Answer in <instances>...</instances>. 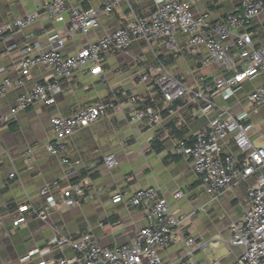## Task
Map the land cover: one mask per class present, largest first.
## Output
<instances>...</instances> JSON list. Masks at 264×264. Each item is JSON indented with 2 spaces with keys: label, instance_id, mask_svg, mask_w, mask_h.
<instances>
[{
  "label": "crops",
  "instance_id": "crops-1",
  "mask_svg": "<svg viewBox=\"0 0 264 264\" xmlns=\"http://www.w3.org/2000/svg\"><path fill=\"white\" fill-rule=\"evenodd\" d=\"M49 1L0 0L1 25H11L18 18L38 14L28 26L0 38V68L3 69L0 81L8 78L15 82L21 77L16 64L25 44L37 43V53L45 52L49 49L48 34L66 35V23L40 11ZM190 1L193 12L207 15L210 22L241 9V0ZM101 4L102 0L74 1V5L82 8H98ZM150 6L151 0H130L128 4L118 1L111 14L100 16L97 30L87 36L77 34L67 39L61 53L74 54L87 43L131 21V12L147 15ZM246 31L251 34L254 47L264 46V14L252 19ZM187 39L181 34L176 37L179 46ZM206 57L203 47L196 54L181 55L159 44L137 39L126 53L106 56L101 75L76 71L71 80L63 82V90L54 96L51 106L37 103L13 114L19 95L36 84L54 80L53 71L42 66L32 68L23 86L12 88L1 98L0 116L9 115L11 120L0 129V263L38 264L49 259L72 258L74 252L70 248H46L47 241L59 234L88 232L101 248L129 244L146 225L142 209L131 206L129 199L139 190L155 188L180 220L184 235L194 239L196 264H233L242 250L228 244L230 225L247 210L246 188L254 183L255 176L242 183L232 182L213 199L199 185L191 161L177 154L175 149L180 140L191 143L193 136L218 115L236 118L248 125L247 135L253 146H263L264 105L250 104L248 96L264 84V71L241 82L227 100L205 92L204 97L214 104L207 113L200 111L203 101L191 95L173 101L170 111L163 112L155 125L131 121L126 112L127 97L131 94L145 96L154 108L162 105L160 91L140 80L147 68L155 67L158 62L164 63L171 76L194 89L211 86L217 78L226 76L215 63L203 66L201 61ZM234 60L238 70L245 65L237 55ZM112 95L120 110L109 111L105 117L68 138L67 165L62 163L61 157L46 153L45 146L52 139V117L70 116L79 107ZM223 153L237 158L241 155L231 139L225 141ZM110 154L115 155L118 162L113 169L103 165L104 157ZM50 182L58 183L53 191L57 198L72 184H79L83 195L75 205L53 210L46 221L31 219L13 228L18 205L40 206L43 200L39 190ZM178 191L183 195L176 199L174 194ZM116 195L122 199L114 203ZM36 250L37 253L30 255ZM184 252L185 247L180 243L160 250L159 256L175 262Z\"/></svg>",
  "mask_w": 264,
  "mask_h": 264
},
{
  "label": "built area",
  "instance_id": "built-area-1",
  "mask_svg": "<svg viewBox=\"0 0 264 264\" xmlns=\"http://www.w3.org/2000/svg\"><path fill=\"white\" fill-rule=\"evenodd\" d=\"M74 1L50 0L43 4L40 11L58 22L66 23V35L57 32L48 34L46 41L49 49L45 52L37 53V43L25 44L16 64L21 77L15 82L8 78L0 81L1 99L12 88L23 86L29 71L34 67L42 66L55 74L54 80L36 84L28 92L19 95L13 114L37 103L51 106L54 96L62 92L63 82L71 80L76 71L87 70L90 74L101 75L104 58L126 53L137 39L159 44L168 51L181 55L196 54L203 47L207 51V57L201 64L205 66L215 63L226 76L217 78L211 86L194 89L171 76L164 63L158 62L155 67L147 68L140 80L157 88L162 94L163 103L154 108L148 104L145 96L129 95L126 112L131 121L155 125L161 120L163 112L170 111L173 101L186 95L203 101L200 111L207 113L214 104L211 99L204 97L205 92L218 94L227 100L234 95L241 82L264 71V46L254 47L251 34L246 31L252 19L264 14V0H241L240 11L229 12L216 22H210L207 15H196L190 0H151V9L147 15L131 12V21L94 42L87 43L74 54L64 56L61 50L67 39L77 34L89 35L100 27V16L111 14L118 1L127 4L130 2L102 0L101 7L82 8L74 5ZM37 16V13L29 14L18 18L11 25L0 24V38L28 26ZM236 30L238 32H234ZM178 34L188 37L183 46L177 44ZM234 55L245 62L239 70L236 68ZM116 100L112 95L79 107L70 116L52 117V139L45 146L46 153L61 157L62 163L67 165L68 138L75 131L105 117L109 111L120 110L121 106L115 105ZM248 102L252 105H264V84L248 96ZM10 120L9 115L0 116V129ZM248 129V125L236 118L218 115L210 119L205 129L193 136L191 143L186 144L180 140L175 152L191 161L199 185L213 199L219 197L232 182L242 183L248 177L255 176L254 183L246 188L248 208L230 225L228 244L242 250L233 264H264V145L253 146L247 135ZM227 139H231L238 148L240 157L223 153ZM117 163L113 154L103 159V165L107 169H113ZM13 176L10 175L11 178ZM57 186V182H50L40 188L39 194L43 200L40 206L19 204L12 227L24 225L31 219L46 221L53 210L73 206L83 195L82 187L72 184L57 198L53 193ZM182 195L178 191L174 198ZM121 199V196L116 195L112 202L117 203ZM129 203L133 207L141 208L146 219V225L137 231L129 244L101 248L88 232L76 235L59 234L47 241L46 248L67 247L74 252V256L70 259H49L38 264H196L194 239L184 235L180 220L171 212L167 201L160 196L157 189L139 190L129 199ZM180 243L184 245L185 252L175 262L166 261L159 256L160 250ZM35 253L37 250L30 255Z\"/></svg>",
  "mask_w": 264,
  "mask_h": 264
}]
</instances>
